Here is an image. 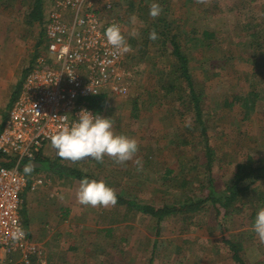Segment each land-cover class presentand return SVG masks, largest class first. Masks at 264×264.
Instances as JSON below:
<instances>
[{
  "label": "rangeland",
  "instance_id": "obj_1",
  "mask_svg": "<svg viewBox=\"0 0 264 264\" xmlns=\"http://www.w3.org/2000/svg\"><path fill=\"white\" fill-rule=\"evenodd\" d=\"M152 2L114 1L119 6L112 20L119 24L131 50L121 62L122 91L110 96L101 114L113 120L115 133L134 138L138 151L123 164L108 156L102 162H80L83 172L106 180L118 194L160 206L201 196L197 190L208 179L205 141L213 156L211 178L218 187L227 185L236 166L248 158L264 165V0H157L162 12L156 18L148 14ZM31 3L1 0V8L11 9L0 10V25L8 20L16 42L23 44L17 47L23 57L10 86L6 91L0 86V127L15 88L37 53L40 36L43 42V27L27 20ZM43 3V8L50 6L47 0ZM96 3L99 9L101 3ZM132 15L135 24L129 22ZM133 29L138 33L135 37L129 35ZM153 30L164 35L150 40ZM202 31L214 36L204 38ZM193 32L199 35L197 42L191 40ZM169 33L177 34L189 60L207 140L195 125L184 81L173 72L176 63L169 55ZM251 93L258 98L247 115L241 107L224 105L226 99ZM58 157L53 150L50 160ZM136 160L141 161L139 168ZM167 170L172 174L166 175ZM261 207L264 180L227 213L222 211L218 221L210 208L188 220L172 216L157 225L154 219L123 207H103L98 215L94 207L90 225L78 219V225L63 233L44 227L47 231L39 240L49 237L50 242L41 248L37 244L40 255L30 264H235L222 240L241 245L245 264H264V244L252 230Z\"/></svg>",
  "mask_w": 264,
  "mask_h": 264
},
{
  "label": "built area",
  "instance_id": "obj_2",
  "mask_svg": "<svg viewBox=\"0 0 264 264\" xmlns=\"http://www.w3.org/2000/svg\"><path fill=\"white\" fill-rule=\"evenodd\" d=\"M47 1L42 26L46 43L26 68L0 130V154L13 162L10 167L0 164V264H30L40 255L21 219V193L28 183L20 164L49 158L55 150L49 137L82 108L90 110L89 98L104 92L118 95L123 88L124 54L113 55L104 36L114 21L101 17L94 0ZM111 6L103 5L105 11ZM41 184L35 180L29 191ZM17 227L25 236L14 242Z\"/></svg>",
  "mask_w": 264,
  "mask_h": 264
},
{
  "label": "trees",
  "instance_id": "obj_3",
  "mask_svg": "<svg viewBox=\"0 0 264 264\" xmlns=\"http://www.w3.org/2000/svg\"><path fill=\"white\" fill-rule=\"evenodd\" d=\"M43 0H32L31 10L27 14L28 23H40L43 26L44 20L46 18V10L43 8ZM168 33V32H167ZM193 39L195 42L198 41L199 35L196 32H193ZM171 33H169L170 35ZM202 37L204 38H212L214 35L209 31H202ZM43 35V34H42ZM157 35L163 36V32H159ZM258 34H253L252 36L257 38ZM251 36V37H252ZM41 41L38 42V46L41 47L42 36H40ZM44 37V36H43ZM171 47V51L169 55L174 57L175 65L173 67L174 74H177L178 77L183 79L184 89L187 96L188 103L192 105L194 110V121L195 125L199 126L200 134L204 140H207V132L206 128L202 122V111L200 108V96L197 94L194 84L192 82V77L189 71V60L187 56L184 55L180 44L177 41V34H171L169 36V40H167ZM166 43V42H165ZM35 57V55H34ZM33 57V58H34ZM33 60V59H32ZM200 64V65H204ZM25 74V71L23 75ZM22 81V80H21ZM21 86V82L15 88L14 93L11 96L10 104L16 99L19 89ZM174 87H172L173 89ZM110 98L106 93L99 94L94 96L88 100V106L91 108L94 114H101L103 107L106 105L107 100ZM258 98L256 93H251L249 96H233L231 99H226L224 102L225 107L232 109L233 107H241L244 114L247 115L255 106V102ZM5 116L3 121H5ZM4 123V122H3ZM2 127V126H1ZM0 127V130H1ZM205 152H206V167L208 173V179L206 180V185L203 188H199V193L201 196L199 198H191L187 201L178 204H163L160 206H154L147 203H142L134 199H128L118 193L116 207H123L125 210L129 212H135L143 217H150L154 219L157 223H161L165 219L172 216H181L184 220L191 219L195 214H199L201 211L208 210L210 208L214 215L216 221L220 219V215L222 211L227 213L230 209L233 208L234 204H236L240 197L246 193L251 192L252 187H254L257 183L264 180V165L256 163L252 158H248L243 162L239 163L236 166L235 174L233 175L231 181L224 186H216L214 181L211 178L210 167L212 164L213 156L210 148H208L207 142L205 141ZM38 162L41 165V168L47 169L52 172H57L59 174H69L73 176L75 179L81 180L84 177H87L80 172L75 170H70L67 167H63L61 165H57L50 161L44 159H38ZM0 164L6 167H10L13 162L9 158H6L0 154ZM25 166H30L28 162H22L20 164L21 171L24 172ZM32 171V170H31ZM26 174V173H25ZM166 175L172 174L171 170H167ZM88 179H93L87 177ZM108 185V184H107ZM110 186V185H108ZM111 187V186H110ZM112 188V187H111ZM158 230V229H157ZM158 234V233H157ZM225 247L231 254V259L235 264H245L241 259V245L235 244L231 241L222 240ZM152 262V259L150 260Z\"/></svg>",
  "mask_w": 264,
  "mask_h": 264
},
{
  "label": "crops",
  "instance_id": "obj_4",
  "mask_svg": "<svg viewBox=\"0 0 264 264\" xmlns=\"http://www.w3.org/2000/svg\"><path fill=\"white\" fill-rule=\"evenodd\" d=\"M114 1L115 0H99V1L94 0V2L101 3L99 12L104 20L113 19V15L115 14V10H116L115 8L117 7L116 5L118 4L119 6V3L115 4ZM106 2H110L112 5L111 10L109 11L104 10L103 5ZM0 8H1V0H0ZM10 9L11 8L9 9L1 8L0 10L2 12L6 10L7 12ZM44 10H46V16H47L48 7L44 6ZM1 11L0 14L2 13ZM4 21H5V25H0V86L3 88V91H6V88L10 86L9 83L11 82L14 74H16V71H18V69L20 68L19 64H21L23 52L22 50H20V48L17 47L20 45V47L22 48L23 44L22 43L19 44L16 42L17 40L13 36L14 34L13 27L8 26L9 25L8 20H4ZM42 34L44 36L43 30H42ZM43 40H44L43 44H45L46 43L45 36L43 37ZM104 93L107 94V92ZM107 95L109 96V94ZM91 112L93 111L91 110ZM42 159L50 161L57 165H61L63 167H67L70 170H75L95 180H103L105 181L106 184H108L106 180L99 179V177L94 175L93 172L90 173L86 171L83 172L82 170H84V167L82 166L81 168L82 162L80 161L73 162L70 160L62 159L60 157L51 161L50 155L49 158H42ZM67 161H69L67 163L68 165L65 164ZM35 163H29L32 170L30 173L27 174L23 173L27 178L28 186L21 193L22 203H21L20 212H21L22 223L26 231V234L28 236V239L31 240L32 243L35 244L37 249L39 250L41 246L43 247V245L47 241H49V237L45 238L43 241L39 240V238H41L43 235L42 234L43 231H47L44 229V227H47L48 229L52 228L54 231L58 230L59 233H63L65 230H68V228L69 229L71 227L74 228V225H78L79 224L78 219L81 220L80 224L90 225L93 222L92 216L94 215L93 214L94 207L84 206L79 204L77 200V191L79 188L80 180L75 179L73 176L69 174H65V173L59 174L57 172L55 173L47 169L41 168V165L38 162ZM32 175L33 177H31ZM35 180H41L42 184L35 187L34 191H29L30 184H32V182H34ZM112 189L117 193V190H115L114 188ZM31 194H33L32 197ZM95 209L98 215V213H100L101 210H103V207L99 208V206H97ZM34 213H37L36 218L34 217ZM100 222L102 223V221ZM69 232H71V230H69ZM82 232L83 231H80L77 234V237L78 235L82 234ZM45 235H47V233ZM36 240L40 241L41 243L38 242L36 243ZM40 251L41 250H39V252Z\"/></svg>",
  "mask_w": 264,
  "mask_h": 264
},
{
  "label": "clouds",
  "instance_id": "obj_5",
  "mask_svg": "<svg viewBox=\"0 0 264 264\" xmlns=\"http://www.w3.org/2000/svg\"><path fill=\"white\" fill-rule=\"evenodd\" d=\"M162 12L161 5L157 0L149 6V15L152 18L158 17ZM129 22L135 24L136 17H129ZM137 31L133 29L129 35L135 37ZM105 41L111 46L113 55H121L131 50L126 37L122 34L119 24L113 23L108 26L104 33ZM158 38L155 30L149 33L150 40ZM70 77L69 73H67ZM76 119L69 121L55 134L49 137L51 146L56 150L57 155L73 162L82 159H93L102 162L105 156L112 158L116 163L123 164L131 160L138 151V144L134 138L124 134H117L113 131V120L100 114H94L88 109L82 108ZM138 168L141 161L136 160ZM24 172L30 173L31 166H25ZM79 204L92 207L115 206L117 196L115 191L103 180L88 179L84 177L79 182L77 191ZM252 230L258 241L264 244V207L257 210L252 224ZM25 232L17 227L11 236L14 242L23 239Z\"/></svg>",
  "mask_w": 264,
  "mask_h": 264
},
{
  "label": "water",
  "instance_id": "obj_6",
  "mask_svg": "<svg viewBox=\"0 0 264 264\" xmlns=\"http://www.w3.org/2000/svg\"><path fill=\"white\" fill-rule=\"evenodd\" d=\"M32 163H35V162H32ZM35 164H37V163H35Z\"/></svg>",
  "mask_w": 264,
  "mask_h": 264
}]
</instances>
